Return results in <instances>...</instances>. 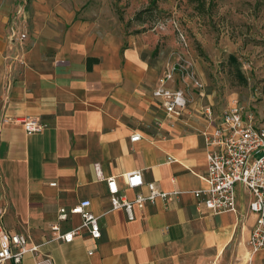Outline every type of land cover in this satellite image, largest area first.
<instances>
[{
  "label": "crops",
  "instance_id": "1",
  "mask_svg": "<svg viewBox=\"0 0 264 264\" xmlns=\"http://www.w3.org/2000/svg\"><path fill=\"white\" fill-rule=\"evenodd\" d=\"M75 15L63 0H0V224L37 246L20 264H264V251L247 248L256 217L241 186L233 213L196 207L192 193L206 188L207 170L199 107L182 122L168 119L136 52L121 53L115 36ZM27 118L46 128L27 134L18 123ZM156 120L158 130L141 129ZM134 134L141 139L131 142ZM133 171L181 196L134 209L133 221L109 212L106 179L132 199L122 176ZM82 200L99 217L100 239L81 230L69 243L55 240L50 225H81L78 215L58 221V210Z\"/></svg>",
  "mask_w": 264,
  "mask_h": 264
},
{
  "label": "rangeland",
  "instance_id": "2",
  "mask_svg": "<svg viewBox=\"0 0 264 264\" xmlns=\"http://www.w3.org/2000/svg\"><path fill=\"white\" fill-rule=\"evenodd\" d=\"M63 1L76 20L115 36L121 53L136 52L157 83L174 69L191 107L264 113V0Z\"/></svg>",
  "mask_w": 264,
  "mask_h": 264
},
{
  "label": "built area",
  "instance_id": "3",
  "mask_svg": "<svg viewBox=\"0 0 264 264\" xmlns=\"http://www.w3.org/2000/svg\"><path fill=\"white\" fill-rule=\"evenodd\" d=\"M174 69L158 80L151 92L154 105L165 116L177 123L193 117L186 90L174 81ZM203 121L199 132L205 154L207 170L203 177L206 188L194 191L196 207L210 214L233 213L236 211V186H241L249 195L248 211L255 215V224L248 240L249 254L264 251V113L257 116L236 105L217 114L210 105L198 109ZM27 134L41 133L46 125L39 119L27 118L18 122ZM141 139L140 134L130 137L131 142ZM99 175V174H98ZM124 187L134 191L128 199L121 192L115 177L106 179L109 194V212L121 210L128 221L134 220V209L143 210L157 200L164 203L178 199L181 191L165 192L155 183H144L141 171L122 176ZM55 183H51L53 186ZM146 189V193L142 189ZM90 201L82 200L65 209L58 210V221H65L70 215H78L81 225L67 232H61L58 224L50 225L54 239L71 242L85 230L93 240L101 237L99 217L90 211ZM4 211L0 210V217ZM37 246L23 234L4 231L0 224V264L11 261L20 264L28 253H36ZM92 254V252H89ZM35 264H51L48 257Z\"/></svg>",
  "mask_w": 264,
  "mask_h": 264
},
{
  "label": "trees",
  "instance_id": "4",
  "mask_svg": "<svg viewBox=\"0 0 264 264\" xmlns=\"http://www.w3.org/2000/svg\"><path fill=\"white\" fill-rule=\"evenodd\" d=\"M95 62H97V61L95 60Z\"/></svg>",
  "mask_w": 264,
  "mask_h": 264
}]
</instances>
